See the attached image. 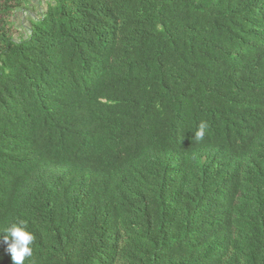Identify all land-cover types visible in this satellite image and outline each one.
Wrapping results in <instances>:
<instances>
[{"label":"trees","instance_id":"1","mask_svg":"<svg viewBox=\"0 0 264 264\" xmlns=\"http://www.w3.org/2000/svg\"><path fill=\"white\" fill-rule=\"evenodd\" d=\"M24 3L0 0L24 264H264V0H46L15 38Z\"/></svg>","mask_w":264,"mask_h":264},{"label":"clouds","instance_id":"2","mask_svg":"<svg viewBox=\"0 0 264 264\" xmlns=\"http://www.w3.org/2000/svg\"><path fill=\"white\" fill-rule=\"evenodd\" d=\"M208 125L201 122L198 130L194 133L197 141L202 140ZM2 240L7 245V252L10 253L12 264H24L26 257L33 255L31 245L34 242V235L27 230V226L23 221L11 223L2 229Z\"/></svg>","mask_w":264,"mask_h":264},{"label":"rangeland","instance_id":"3","mask_svg":"<svg viewBox=\"0 0 264 264\" xmlns=\"http://www.w3.org/2000/svg\"><path fill=\"white\" fill-rule=\"evenodd\" d=\"M44 9H45V7L42 8V5L40 4V2L38 0H25V3L22 7V10H27V11L32 10V13L29 14L31 19L33 17H36L37 15H39ZM22 10L18 11V12H22ZM12 22L15 25V28L13 31L14 37L18 38V37H20L21 32H22L21 30H19L20 21H19L18 17H13Z\"/></svg>","mask_w":264,"mask_h":264},{"label":"crops","instance_id":"4","mask_svg":"<svg viewBox=\"0 0 264 264\" xmlns=\"http://www.w3.org/2000/svg\"><path fill=\"white\" fill-rule=\"evenodd\" d=\"M25 1V0H24ZM40 2V4L42 5V8L45 7L46 9V0H38ZM44 9V10H45ZM43 10V11H44ZM21 11V10H20ZM42 11V12H43ZM32 13V10L30 11H27V10H22V12H16L14 14V17H18L19 21H20V27H19V30H21L22 34H25L28 32L29 30V21L31 20L30 18V15ZM36 18V17H33L32 20ZM20 32V31H19Z\"/></svg>","mask_w":264,"mask_h":264},{"label":"bare ground","instance_id":"5","mask_svg":"<svg viewBox=\"0 0 264 264\" xmlns=\"http://www.w3.org/2000/svg\"><path fill=\"white\" fill-rule=\"evenodd\" d=\"M237 178V177H236ZM224 205V204H223ZM234 208H236V207H234ZM238 208V207H237ZM211 210V209H210ZM212 211V210H211ZM219 213V212H218ZM226 218V217H225ZM213 221V220H212ZM219 226V225H218ZM217 227V226H216ZM229 236V235H228ZM234 236V235H233ZM235 238V237H234ZM230 254V253H229Z\"/></svg>","mask_w":264,"mask_h":264}]
</instances>
